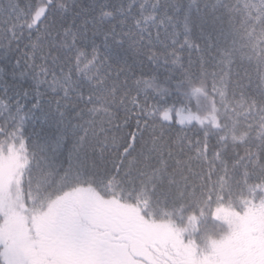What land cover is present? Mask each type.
Instances as JSON below:
<instances>
[{
	"label": "snow or ice",
	"instance_id": "snow-or-ice-1",
	"mask_svg": "<svg viewBox=\"0 0 264 264\" xmlns=\"http://www.w3.org/2000/svg\"><path fill=\"white\" fill-rule=\"evenodd\" d=\"M0 264H264V0H0Z\"/></svg>",
	"mask_w": 264,
	"mask_h": 264
}]
</instances>
